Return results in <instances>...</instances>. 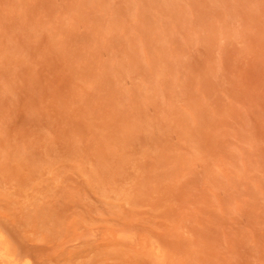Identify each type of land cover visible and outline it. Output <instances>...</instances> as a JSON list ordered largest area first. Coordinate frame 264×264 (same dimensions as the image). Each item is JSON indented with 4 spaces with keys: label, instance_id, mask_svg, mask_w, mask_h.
Here are the masks:
<instances>
[{
    "label": "rangeland",
    "instance_id": "374dc122",
    "mask_svg": "<svg viewBox=\"0 0 264 264\" xmlns=\"http://www.w3.org/2000/svg\"><path fill=\"white\" fill-rule=\"evenodd\" d=\"M0 231L29 264H264V0H0Z\"/></svg>",
    "mask_w": 264,
    "mask_h": 264
},
{
    "label": "bare ground",
    "instance_id": "6f19581e",
    "mask_svg": "<svg viewBox=\"0 0 264 264\" xmlns=\"http://www.w3.org/2000/svg\"><path fill=\"white\" fill-rule=\"evenodd\" d=\"M4 233L0 231V257L7 263V264H29L28 259H19L16 255L9 250V246L6 245V240L4 237ZM8 242V241H7ZM18 254V253H17ZM31 261V260H30Z\"/></svg>",
    "mask_w": 264,
    "mask_h": 264
}]
</instances>
